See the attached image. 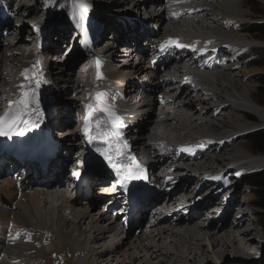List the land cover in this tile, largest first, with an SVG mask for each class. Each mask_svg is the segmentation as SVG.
Instances as JSON below:
<instances>
[{
	"label": "bare ground",
	"instance_id": "obj_1",
	"mask_svg": "<svg viewBox=\"0 0 264 264\" xmlns=\"http://www.w3.org/2000/svg\"><path fill=\"white\" fill-rule=\"evenodd\" d=\"M43 1L48 5V0H0V5L6 10V13L0 11V28L5 29L0 36V116L8 110L10 103L18 100V86L29 85L22 76L25 70L35 74L40 81L37 90L40 112L44 104L41 100L47 96L44 93L59 83L64 88L61 92L59 86L55 87L58 102L56 107L51 105L48 115L42 113L39 117H31L35 128H30V134L20 135L21 148L11 147L2 139L4 136H0V264H188L198 259L218 262L221 255L227 258L229 254L237 259L244 248L255 244L259 227L257 211L250 208L251 196L242 195L244 199L241 200L239 185L247 170L261 168L264 164L263 157H255L245 164L252 156L245 155L249 153L243 151L245 145L238 139L246 134L242 132L252 128L247 122L264 126V110L260 101H251L255 89L242 83V79L252 78L244 69L255 64L250 63L251 46H246L248 39L232 34L231 40L219 34H203L199 30L202 23L208 30L212 24L218 30H236L238 26H232L245 19V15L238 16L237 13L241 12L238 8L219 4L220 0H133L131 12L125 10L118 16L135 19L136 10L143 6L148 20L138 18L132 25L129 22L121 25L116 22L117 17L110 18L107 11L99 7L104 24L94 32L98 39L92 40L89 25L103 0H62L70 6L73 20L77 19L84 43L78 40V46L70 56H74L72 61H62L59 55L63 56L64 52L60 45L69 43V40L60 29L61 32L54 34L57 38L36 40L34 48L25 57L21 49H27L33 37L32 33L26 37L18 34L24 28L18 22L23 19L26 29L31 28V20L38 18L39 5ZM118 3L114 0L112 6ZM149 3L151 8L147 5ZM14 4L12 11L9 8ZM9 17H15V21L11 22ZM67 25L64 28L68 29ZM142 29L146 32L140 34ZM35 32L39 35L38 31ZM108 32L123 45L135 43L137 52L141 54V60L134 62L136 53L133 51L120 56L116 45L107 51L111 55L108 64L114 63L116 67L108 68L109 73L116 76L112 84L123 82L126 84L125 92H131L129 87L138 91L133 98V102L139 105L135 110L137 122L128 129L126 138L129 143L124 151L144 169L145 177L131 180L128 202L123 201L121 207L114 209L111 207L118 206L126 192L117 188L116 196L104 197V190L110 183L107 178L96 175L105 169L108 171L103 166L105 160L96 151L98 141L89 143L83 132L85 119L89 116L85 106L94 104L96 95L104 93L100 91L104 77L85 83V79L80 77L82 71H79L84 62L79 63L83 51L92 43L103 47L111 40L108 36L103 41L102 36ZM9 33L12 38L4 39L2 44L3 37ZM140 39L144 41L140 42ZM170 41L186 42L188 47H177ZM237 41L245 44L240 45ZM139 43L145 46L139 47ZM215 43H221L218 54L208 49ZM47 45L51 46L46 49ZM230 53L235 57L226 60V66L221 67L218 59L222 55L226 58ZM64 70L73 71L74 76ZM48 74H51V85L46 81ZM97 74L105 76L106 71L103 67H96L94 76ZM35 83L32 80L30 86L34 88ZM67 93H70L68 99L74 100V106L62 101ZM206 111L209 115L204 120ZM253 113L257 114L258 122L253 121ZM73 117L77 119L76 123ZM46 122H52L55 129L72 125L56 135L69 142L80 137L79 145L89 149L90 173L86 181L69 173L65 175L67 178L72 176L77 182L75 196L65 192L59 194L58 189L62 191L64 185L58 178L64 175L63 159L65 156L68 160L73 159L71 151L77 148L78 142L71 143L72 146L64 143L66 145L63 146L59 140H52L46 132ZM217 122L223 132L211 129L214 133L210 134L212 131L208 129L218 128ZM200 126L207 129L206 134L195 132ZM163 135L170 137L164 138ZM33 136L34 140L25 145L26 140ZM44 139L53 142L43 147ZM34 145H39L38 150L27 154L26 150ZM182 148H192L193 151H181ZM36 154H39L36 160L25 163L24 157ZM20 165L27 173L21 182H15L9 168L16 169ZM40 166L44 168L43 173ZM78 169L82 172V168ZM110 173L113 175L111 169ZM181 176H192L186 180L189 185L185 194L195 191V196L200 195L199 200L186 214L183 209L174 207L163 212L160 220L155 221L153 217L143 227L145 214L148 212L149 216L151 210L161 206L162 201L157 202L164 196H170L168 187ZM217 176L221 179H211ZM49 183L53 186L48 187ZM93 185L102 190L100 193L97 191L96 196L89 195ZM249 189L245 187L243 192L247 190L249 193ZM227 190L230 191L227 201H220V196ZM155 203L157 205L149 210ZM106 204L108 206L104 210ZM172 205H176V200ZM235 207H238L237 211ZM113 211L114 216H109Z\"/></svg>",
	"mask_w": 264,
	"mask_h": 264
},
{
	"label": "rangeland",
	"instance_id": "obj_2",
	"mask_svg": "<svg viewBox=\"0 0 264 264\" xmlns=\"http://www.w3.org/2000/svg\"><path fill=\"white\" fill-rule=\"evenodd\" d=\"M118 2L119 3L117 4V6L116 5L112 6V5H114V0H105V1L103 0V3L99 4V6L96 8V10L94 12V15H93V22H91L90 25H89L92 40L98 39V35L94 36V32L96 31V29L98 27H100L101 25L104 24L103 20L100 19L101 18V13L99 12V7H103V9H105L107 11V14H109L110 18L117 17L118 20L116 19V22L118 24L120 23L121 25H122V23H128V22L131 23L130 25H132L133 22H135V19H138V18H139L138 20H141V21L142 20H148V17H147L148 13H145V7H143V6L140 7V10H136L135 15H134L135 19L131 18L129 20L128 18H125L124 16H118V15H121L122 12H124L125 10H128L129 12H131L130 9L133 7V5H132L133 0H118ZM46 3H48V5L45 4V1H43V3H41L39 5V9H38L39 16H38L37 19L35 18V19L31 20V19L27 18L29 21L31 20V25H32L31 28H30V26L27 27V29H29V31L26 29V22L23 21V19L18 22L19 24H23V26H24L23 31L26 29V31H24V32L20 31L18 29L19 30L18 34L21 33L24 37H26V35L28 33H30V34L32 33L31 36L33 37V39H31L32 43L30 44V46L27 49H25L24 47H22V49L20 48L21 51H22V54H23V56L27 57L29 52L34 48L36 40H38V39L45 40L46 37H49L50 39L51 38L52 39L53 38H57L56 36H54V34H57V32L60 31V29H63L64 30L63 33L67 34V38L69 40V43H65V44L60 45V48L62 49V52H64V53H63V56L59 55V57H61L62 61H63V59H66V61H70V60L72 61L73 58L70 59V55H71L72 50L74 49V47L77 48L78 40H79V43H81V44L84 43L83 39H82V37L80 35L81 31H80L79 26H78V21H77V19H74L75 23L77 24V28H76L74 20L72 18L73 12H72L70 6L68 4H66V2H63L62 0H48ZM124 3H126V4H124ZM221 3H225V5L229 6L230 8H232V7L238 8L241 12L237 13V15L239 16L241 14V16H242L244 14L245 15V19L243 18V20H240V23L236 21V25H234L235 27L232 26V28H236L238 26V28L236 30H232V29L230 31H227V30H224V29L218 30L217 29L218 27L216 25H213V24H212V26H210L211 30H208V29H204L203 28V26L205 24L202 23L201 24L202 26H200V28L202 27L201 28L202 32L200 30H199V32L203 33V34H219V35H222L223 37H225L227 39L229 38L231 40H232V34H237L239 36L246 37L248 39V41H247L248 44L246 46H251V48H250L251 52H250V55H249V57L251 59L250 63L253 64V63H259V62H262V61L264 62V42H263V40L260 41V36L257 35V34L244 32V31L248 30L249 26L252 25V24L264 23V0H243V3L241 2V0H225L224 2H222L220 0L219 4H221ZM147 5H148L149 8L152 7V6L150 7V5H151L150 3L147 4ZM213 5H217V4L213 3ZM242 5H245V8H243ZM15 6H16V4L13 5V8H9V9H12V11H13ZM46 8H48V10H46ZM205 8H209V7H205ZM157 9H160V8L157 7ZM54 10L56 11L55 14H54ZM0 11L6 13V10H5V8L2 5H0ZM12 11L8 12V13L12 14ZM209 11H210V9H209ZM45 12H47V14H45ZM156 12H158V11H156ZM160 12H161V10H160ZM9 19H11L10 20L11 22L15 21L14 20L15 17L14 18L13 17H9ZM12 20H14V21H12ZM66 24H68L67 25L68 29L64 28V25H66ZM96 25H97V27H95ZM163 25H164V22H163ZM167 26H168V24H166L164 27L166 28ZM55 28H57V29H55ZM151 28H153V27L151 26ZM214 28H215V30H213ZM187 29H188V27H187ZM202 29H204V30H202ZM188 30H192V29L189 28ZM4 31H5L4 28H0V36H1V33H3ZM35 31H38L39 35L35 34L36 33ZM52 32H53V35H51ZM145 32L146 31L144 29H142L140 31V34L141 33H145ZM110 33L109 32L106 33L105 35L102 36V38L105 40L106 37L110 36ZM10 34L11 33H9V35H7V37H5V38L2 36L3 37L2 44H4L5 40L12 38L10 36ZM143 41H144V39H140V42H143ZM237 42L240 43V45L245 44V43H242V42H239V41H237ZM67 45L69 46L68 49H66ZM139 45H140V43H139ZM50 46L51 45H47L46 49L48 47H50ZM144 46L145 45H143V46L140 45L139 47H144ZM48 56L49 55H47L46 58H49ZM55 58L58 59V56H56ZM49 63H51V61H49ZM51 64L53 65V62ZM76 64H75V66H76ZM75 66L73 67L74 70H75ZM244 70L245 71H249L250 72V76L252 78H249V80L248 79H242V83L247 84V86H249V88L252 87V88L255 89V91H254L255 93H253L251 101L254 102V103L255 102L259 103V101L262 100V102H264L263 98L261 97V95H260V93L258 91V87H259L258 83L255 81L256 80L255 76L263 71V67L254 66L253 65V66L248 67V68H246ZM251 71H253V72H251ZM64 72L68 73V74H71V76H74V72L73 71L64 70ZM50 75L51 74L47 75L46 81H48V84L51 85L52 82H51V80H49ZM228 78H230V77H228ZM75 79H77V78H75ZM77 80H75V81H77ZM57 86H59L60 89H61V90H59V88H57L59 91H61V92L64 91V88H63L62 84L59 83L58 85H55V87H57ZM55 87L54 88L52 87L51 89H49V91L47 93H44L47 96L51 97V99H49L47 96H44V98H43L44 100L43 99L41 100V102L44 101V104L41 107V113H43V109H45L46 115H48L49 108H51V105H53V107H56L55 103L58 102V99L55 98V97H58V96L56 95L57 91H55ZM42 91H43V89H42ZM132 93H135V92H132ZM69 95H70V93L64 94V96H65L64 100L65 101L64 100H62V101L71 104V106L73 104V106H74V100L73 99H68ZM52 97H54V98H52ZM261 109L264 110V107L263 108L261 107ZM223 114H224V112H223ZM205 115H204V120L207 119L206 117H207V115H209V111H206ZM251 117L253 118V121H257L258 122V116H257L256 113L251 114ZM74 120H75V123H76V118L74 119V117H73V122H74ZM71 121H72V118H71ZM217 124L218 125H216V126H218V128L217 127H213V128H209L208 130L210 132L212 130L214 132H216L219 129V131L223 132L222 130H224V129L222 128V126L218 122H217ZM247 124L250 127H252V128L247 130V132L246 131L242 132L243 134H245V133L246 134L244 136H240L239 139H238L241 143L243 142V144L245 145V148H243V151L245 150L246 153L247 152L249 153V154H245V155L252 156V157L248 158L247 161H245V164H247V162L253 161L255 157H263L264 158V155H256V152L253 149L251 150V143L246 140V137L248 136L249 133L261 130V129L264 128V126H260L257 123H253V122H247ZM71 126L72 125H69L68 127H64V129L63 128L62 129H55L52 126V122H51V124H50V122H48L47 123V129L48 130L46 132H49V136L52 138V140H54V141L56 140L57 142L59 140L60 142H58V143H62V145L64 143H66V144H70L68 146H72L71 143L76 144V142H78L77 148H75V150L71 151V153H74L73 154V159H71V160L69 159L68 160L66 158V156H65V153H62V156H65V159H63V162H64L63 163V165H64L63 167H64L65 171H64L63 174L64 175H67L68 173L69 174H73V172L75 171V172H77L79 174H85V176H87V178H88V172L90 173L89 161H90V157H91L89 155V149H84L83 147H81L79 145L81 143V141H82L81 139H79L80 137L77 138V139L76 138L71 139L70 142H69L68 139L64 140L63 137L61 138V137H58V135H56V133H58V131H63V130L69 129ZM146 127L148 128V127H150V125L146 126ZM198 129H199V131H198ZM198 129H196L195 132H200L202 134V133L207 131V129L205 127L202 128L201 126ZM213 131L210 134H213L214 133ZM206 133H204V134H206ZM163 136H164V138L170 137V136L165 137L166 135H163ZM146 138L148 140V136L145 135V139ZM2 139H5V141H7L9 143V145L11 147L15 148V149L21 148L20 147V142L21 141H18L17 144H12L10 139H9V137L4 136V137H2ZM11 139H12V136H11ZM12 140L14 142H16L14 139H12ZM26 141L27 142L25 143V145H27L30 140H26ZM52 142L53 141H51V140L44 139V141L42 142V145H43V147H46L48 144L51 145ZM66 144H64V145H66ZM38 146L39 145H34L32 148L26 150L27 154H30V153H33V152L37 151L38 150ZM68 146H65V147L68 148ZM229 147H232V146H229ZM68 149L71 150V148H68ZM73 149H74V147H73ZM12 151H13V153H17L13 149H12ZM210 153L211 152H208V154H210ZM69 154H70V151H69ZM215 154H217V153H215ZM70 155L72 156V154H70ZM38 156H39V154L24 157V161H25V163H30V162L36 160L38 158ZM153 163H155V161H153ZM262 165H263V167H262ZM262 165H261V168H256V169L255 168H253V169L251 168V169L247 170L243 174L241 183L239 185V188L241 190V196H239L240 199L241 200L244 199L242 197V195L244 196L245 194H249L251 196V199H252L251 202H250L251 206L250 205L249 206L253 210L257 211L259 227L257 229L258 236H257V234H255V236H257L255 244H249L250 245L249 247L244 248L245 250L238 254L237 259H234L232 254H229V256L227 258L221 255L220 258L218 259L219 263L216 262V261L210 260L211 259L210 258L209 259L210 261L202 262V261H200L198 259L196 261L189 262L188 264H264V210L259 208V207H257L256 204H255L256 196L254 194V188L251 187L248 184H243V180H244L243 177H245L248 174L256 173V172H259V171L263 170L264 169V164H262ZM78 167L82 168L81 169L82 172L78 171L79 170ZM9 170H11V174H12L11 177H12L13 180H15V182H21V180H23V178L25 177V175L27 173V170H24L22 165H20L16 169L9 168ZM39 170L41 171V173L44 172V168L42 166L39 167ZM164 170H166V168H164ZM20 176H22V178H18ZM187 178H192V176H187ZM1 183L3 184L4 180H2ZM96 187H97V185L96 186H94V185L92 186L89 195L92 194V195L96 196V192L99 190V188H96ZM245 187H250L251 188V189H249V191H250L249 193H247V190L245 192H243L244 191L243 189ZM76 191L78 192V190H76ZM76 191H75L74 196L76 195ZM151 208L152 207L150 206L149 210ZM237 208L238 207H235L236 211L238 210ZM112 214L113 213H111V214L109 213L108 215L112 216ZM142 220H143L142 221V226L144 227V224H146V222L149 220L148 212L145 214V217H143ZM225 227H226V225H225ZM225 227H223V229ZM248 227H249V225H248ZM223 229H221V230H223ZM259 233H261L262 237L259 235ZM254 238H256V237H254ZM115 261H116V259L113 260V263H115Z\"/></svg>",
	"mask_w": 264,
	"mask_h": 264
},
{
	"label": "snow or ice",
	"instance_id": "obj_3",
	"mask_svg": "<svg viewBox=\"0 0 264 264\" xmlns=\"http://www.w3.org/2000/svg\"><path fill=\"white\" fill-rule=\"evenodd\" d=\"M81 7L83 6L81 5ZM169 43H175L177 47H186L173 41ZM163 48L164 46H162V50ZM22 76L29 82V85L18 86L20 88L18 100L15 103H10L8 110L3 116H0V136L11 138L13 134H22L21 125L34 127L35 124H30L31 117L42 115L37 98V90L40 87L38 77L35 74H30L28 70H25ZM98 78L102 77L98 74ZM32 80L36 81L34 88L30 86ZM32 105H35V108ZM85 107L86 111H89V116L85 119L84 136L89 143L98 141L96 151L107 162L121 187H126L128 181L144 179V169L124 151L127 148V142L122 140V134L118 131L124 125L116 114L114 105L107 101L106 94L98 93L94 98V104ZM18 129L20 131H17ZM90 129H94V132H90ZM181 151L192 152L193 149L182 148ZM73 175L78 176L79 174L74 171ZM211 179L219 180L221 177L217 176Z\"/></svg>",
	"mask_w": 264,
	"mask_h": 264
},
{
	"label": "trees",
	"instance_id": "obj_4",
	"mask_svg": "<svg viewBox=\"0 0 264 264\" xmlns=\"http://www.w3.org/2000/svg\"><path fill=\"white\" fill-rule=\"evenodd\" d=\"M244 32L257 34L260 36V41L263 40L264 42V23L252 24L249 26V29ZM73 57L74 56L70 58L72 59ZM254 66L263 67V71L255 76V81L258 83V91L264 100V62L255 63ZM260 103L264 107V102H262V100ZM246 140L251 143V150L253 149L256 155H264V128L249 133ZM243 178V184H248L254 188L256 206L264 210V169L256 173L248 174Z\"/></svg>",
	"mask_w": 264,
	"mask_h": 264
}]
</instances>
